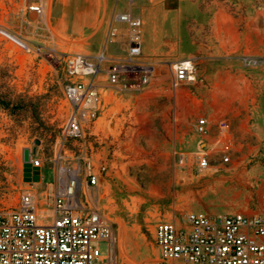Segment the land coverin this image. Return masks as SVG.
<instances>
[{
    "label": "rangeland",
    "instance_id": "374dc122",
    "mask_svg": "<svg viewBox=\"0 0 264 264\" xmlns=\"http://www.w3.org/2000/svg\"><path fill=\"white\" fill-rule=\"evenodd\" d=\"M117 11L139 15L146 22L143 29L148 27L152 47L144 48L141 60L154 72L141 91L122 94L107 83L110 60L126 54L120 46L106 45ZM103 52L108 57L98 76L105 84L103 110L87 133L99 136L95 160L109 163L98 192L113 223L117 260L151 264L159 256L156 226L174 218L181 225L188 212L259 213L264 0H48L41 18L27 11L24 0H0V210L17 209L20 192L33 188L41 214L51 221V183L71 111L65 60L75 53ZM184 59L196 60L198 80L174 90L173 65ZM200 118L209 121L205 138L196 131ZM220 120L231 125L228 163L222 161ZM66 146L65 163L91 153L89 144ZM202 152L210 160L205 170L199 169ZM26 155L44 162L38 182L25 176ZM98 246L101 256H108L109 243Z\"/></svg>",
    "mask_w": 264,
    "mask_h": 264
},
{
    "label": "built area",
    "instance_id": "2783aa9c",
    "mask_svg": "<svg viewBox=\"0 0 264 264\" xmlns=\"http://www.w3.org/2000/svg\"><path fill=\"white\" fill-rule=\"evenodd\" d=\"M29 13L43 17L48 0H24ZM143 20L131 11H117L110 23L107 46L124 43L126 54L114 61L106 77L110 88L125 92L141 91L151 81L154 68L142 62ZM20 47L31 49L20 39ZM39 51V50H38ZM57 53V52H55ZM108 61L105 53L90 57L81 53L68 55L66 71L69 82L65 98L71 106L60 142L56 172L52 187L50 222L40 210L36 189H23L18 208L0 210V264H127L114 255L116 234L113 223L100 207L98 189L109 172L107 161L94 158L99 136L88 134L103 110V91L98 76ZM197 62L184 59L173 65L171 86L174 90L198 80ZM196 131L209 135L207 118H200ZM219 143L228 163L231 151V125L227 120L218 123ZM73 147L89 144L91 153L81 154L76 163H65L61 155ZM32 170H40L43 160L28 159ZM210 167L208 154L199 157V169ZM33 176V175H32ZM31 176V178H32ZM32 180V179H31ZM159 256L151 264H264V201L257 214L244 213L208 216L192 211L184 215L183 224L176 219L160 222L155 229ZM100 242L109 243V254L101 256Z\"/></svg>",
    "mask_w": 264,
    "mask_h": 264
},
{
    "label": "crops",
    "instance_id": "0c3cea01",
    "mask_svg": "<svg viewBox=\"0 0 264 264\" xmlns=\"http://www.w3.org/2000/svg\"><path fill=\"white\" fill-rule=\"evenodd\" d=\"M30 14H33V13H30ZM86 19V17L84 18V20ZM83 20V21H84ZM144 24H146V22L144 23V21H143V25ZM151 26V28H152V30L155 32V30H154V28H153V26H152V24L150 25ZM150 28V27H149ZM147 29H148V27H146V29L144 28L143 29V27H142V34H143V50H144V48H145V50H148V49H150L151 47H152V45H150V43H151V40L149 41L148 40V38L145 36V31H147ZM154 32H152V33H154ZM106 37H107V35H106ZM107 45V44H106ZM112 46H120V47H122V48H124L125 49V46H124V43L123 42H121V43H116V44H113V45H110V46H108V47H112ZM114 50H116V48H111V51H114ZM151 50V49H150ZM126 51V50H125ZM103 53H105V55H106V52H103ZM108 54V53H107ZM100 55V54H99ZM98 56V55H97ZM110 62H114V60L113 59H111L110 60ZM111 63V64H112ZM150 63H152V62H150ZM111 66V65H110ZM99 78H97V80H98ZM98 81H100V80H98ZM99 84L101 85V86H103V87H105V84L104 83H102V82H99ZM115 90H118L117 88H115ZM130 91V90H129ZM117 92H119V93H127L128 91H125V92H122V91H117ZM103 100H104V98H103ZM208 120V119H207ZM209 122V121H208ZM207 146V145H206Z\"/></svg>",
    "mask_w": 264,
    "mask_h": 264
},
{
    "label": "water",
    "instance_id": "95a60500",
    "mask_svg": "<svg viewBox=\"0 0 264 264\" xmlns=\"http://www.w3.org/2000/svg\"><path fill=\"white\" fill-rule=\"evenodd\" d=\"M28 155H26V159H25V163H26V172H29V174L28 175H33L32 176V178L30 177V178H27L28 180H34L35 182H38L39 180H40V170L39 169H34V170H32L31 168H30V165H29V163H28Z\"/></svg>",
    "mask_w": 264,
    "mask_h": 264
},
{
    "label": "bare ground",
    "instance_id": "6f19581e",
    "mask_svg": "<svg viewBox=\"0 0 264 264\" xmlns=\"http://www.w3.org/2000/svg\"><path fill=\"white\" fill-rule=\"evenodd\" d=\"M1 33H3L5 36H7L8 38L12 39V40L15 41L17 44L20 45V42L17 40L18 38H16L14 35H12V34L6 32V31H4V30H1ZM20 41H22V40L20 39ZM29 48H30V47H29Z\"/></svg>",
    "mask_w": 264,
    "mask_h": 264
},
{
    "label": "flooded vegetation",
    "instance_id": "af4514ba",
    "mask_svg": "<svg viewBox=\"0 0 264 264\" xmlns=\"http://www.w3.org/2000/svg\"><path fill=\"white\" fill-rule=\"evenodd\" d=\"M28 174H29V172H26V171H25V176H26L27 178H30L31 175H28Z\"/></svg>",
    "mask_w": 264,
    "mask_h": 264
}]
</instances>
